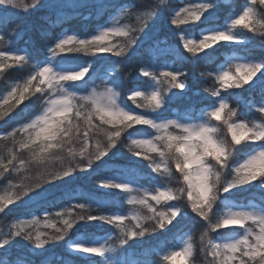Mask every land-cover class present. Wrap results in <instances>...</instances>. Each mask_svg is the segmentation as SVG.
<instances>
[{
	"label": "snow or ice",
	"instance_id": "obj_1",
	"mask_svg": "<svg viewBox=\"0 0 264 264\" xmlns=\"http://www.w3.org/2000/svg\"><path fill=\"white\" fill-rule=\"evenodd\" d=\"M165 2L166 0H159L160 4ZM258 2L264 3V0H258ZM39 3L40 0H33L32 4L25 3L24 0H0V9L4 12H7L9 8L28 10ZM256 3L257 0H252V5ZM252 5L245 7L242 13L231 19L226 27L208 28L199 40L187 39L181 35L183 47L190 53H196L212 48L220 41L241 43L242 40L233 32L236 26L251 29L254 23H258L261 28H264V17L259 20L253 19L258 14ZM214 8L215 4L212 0L191 5L189 8L175 11L171 24H186L189 20L200 21L205 12L209 13L205 21L211 23L213 13L210 10ZM182 13L185 14L183 18H181ZM148 15L158 17L159 13L153 8ZM7 23L3 15H0V27H6ZM142 31L143 26L131 29L112 26L104 27L90 39L65 35L59 38L54 45L49 46L47 51L53 59L58 53L74 52L112 53L117 57H124L129 49L138 44L139 35L133 33ZM6 35L7 33L0 32V42H5ZM116 36L123 38L124 43L119 46L111 44L109 37ZM205 55L210 54L205 53ZM7 59L27 62L26 55L10 56L8 51H0V71L8 66L4 63ZM32 68L33 71L28 78L22 85L13 86L8 97H14L17 103H22L29 98L28 93L33 95L40 93V96L36 97V102L43 100V111L28 122L4 134V139H15L19 134L20 140L8 149L6 156L0 155V177H4L6 172L19 174L21 169L31 163L27 157L16 151V144L20 152H29L35 161L44 166L45 170L37 176H26L17 184H10L5 195H0V213H3L5 207L12 205L15 201H21L22 206L36 204L37 194L40 189H44V185L53 184L58 180L67 181V178L74 177L78 173L87 172L92 169L95 161L107 156L109 151L117 146L129 128L134 125H148L155 129V135L151 139H135L132 133H127L130 150L134 155L140 156L142 151L147 152L148 150L158 153V160L145 157L153 172L167 177H172L176 173L181 174L183 180L187 182L189 189L187 199L191 203V209L208 222L209 230H218L228 226H239L243 230L240 238L219 242L212 239L205 240L206 232L201 237L203 246L200 251L205 257H210L208 264H264V206L244 211L229 209L215 222L208 215L221 193H230L238 186L248 185L255 181H259V186L264 188V105L258 108L261 122L253 121L249 126V122L243 115H238L236 111L229 109L228 100L221 95L220 91L213 90L211 95L217 99L211 101L210 108L203 113V119L199 123L180 118L167 119L162 118L163 111L167 109L169 102L178 97V93L172 90L179 89L182 93L187 86L185 81L179 79L185 74L176 69L163 71L147 67L139 69L140 75L151 78L153 87L149 92L138 88L133 89L128 99L137 104L138 98H142L147 104L139 103L137 107L150 106L152 113H155L152 115L137 113L118 102L121 92L117 89L122 87L123 81L115 77L106 82L105 91L99 94L95 88L91 92L87 91L90 77L88 80H83V85L75 83L81 81L92 71L91 64L71 70L63 65L54 66L46 59L33 65ZM258 72L260 73L259 83L264 90V75H261L264 73V60L238 63L235 65V74L229 68L221 72L216 79L225 88H240L252 81ZM7 103L8 99L5 98L4 104ZM226 109L229 110L228 118H225ZM231 117H236V119L233 120ZM213 120L222 121L226 126L224 138L219 137L221 128L214 125ZM228 134L231 136L230 140L227 138ZM244 140L252 142L245 147L253 150L243 160V163L233 167L228 157L233 151L242 152V149L236 146L241 145ZM76 143L80 145L78 152L73 148ZM49 156L61 162L59 169H47L46 160ZM16 161L19 162V166ZM224 173L232 178L220 183ZM99 187L123 190L129 193L127 204L147 206L148 210L154 213L146 218L155 222L153 231L157 227L163 229L171 225L177 217L183 219L181 214L187 208V205L182 208L179 203L169 204L167 212L157 213L148 203L149 197L157 203L162 199L179 201L184 195L183 188L175 191L171 188H158L154 193L145 191L144 197L138 199L137 196L131 195L139 191L133 187L132 182H118L109 179L101 182ZM52 216L61 223L60 227H56L55 223L47 224L49 217ZM128 218L124 214L117 213L94 215L90 204H73L71 208L55 213L49 212L45 216L46 226L55 229L54 235L37 233L33 236L26 228L21 227L38 223L35 217L32 220H19L17 224H13L7 234L0 236V250H2L0 254H8L11 241L15 238L19 237L29 242L35 252V250L43 249L49 242L63 240L78 224L87 225L96 221L101 222L99 225L101 227L104 224L114 226L119 232L115 240L118 241L119 246H123L130 238L142 236L148 231L142 226L137 230H126L123 222ZM131 218L136 219L139 224L135 214ZM249 222L255 227L250 226ZM111 240L112 238H109L99 244L74 240L68 244V247L75 252L95 254L103 258L97 261V264H115L114 260L108 259L109 254H114L117 247ZM194 251L192 244L187 243L182 249L165 255L163 259L175 264L178 258H183L184 264H187L188 258Z\"/></svg>",
	"mask_w": 264,
	"mask_h": 264
},
{
	"label": "trees",
	"instance_id": "obj_2",
	"mask_svg": "<svg viewBox=\"0 0 264 264\" xmlns=\"http://www.w3.org/2000/svg\"><path fill=\"white\" fill-rule=\"evenodd\" d=\"M201 1L207 2V0H166L164 4H160L159 0H107L101 3H84L79 7H67L47 1L46 3L40 2L29 10L0 12V15L8 21L6 27H0V32L7 33L5 42H0V51L11 50L15 55L27 56V62L5 60L4 63L8 66L0 71V155L6 156L8 149L20 140L19 134L15 139H4V134L42 112L44 107L43 100L36 102V97L40 96V93H35V95L28 93L29 98L22 103H17L12 97L8 99L7 104H4L6 93L13 86L22 85L32 73V66L46 59L54 66L63 65L68 69L91 64L92 71L83 79L91 78L87 86L88 92L99 84L105 85L114 77L122 80V87L118 91L121 92L119 100L123 103L128 101L125 91L130 88L139 87L142 91H151L153 82L150 77H143L139 74L141 67L160 71L176 69L185 74L179 79L186 82L187 89H184L182 93L179 89L172 90L178 93V97L169 102L167 109L163 111V116L203 117V113L210 108L211 101L217 99L211 95L212 91L218 90L228 100L230 110L243 115L249 121L261 120L258 108L264 102V90L259 83L260 77L240 88L231 89L225 88L216 77L224 63L227 62L233 67L234 56L264 60V28L252 30L237 26L235 31L242 36L243 44L220 41L212 48L196 53L188 52L180 39L181 35L184 37L199 36L200 31L207 25L227 26L231 18L240 14L245 7L252 5V0H212L215 8L210 10L213 13L211 23L200 19V21H191L186 24H171L175 7ZM28 2L32 4L33 0H28ZM252 6L258 14L255 16L256 20L264 17V3H259L257 0V3ZM153 8L159 13L158 17L148 15ZM140 15L145 17L144 25L136 23ZM116 21L130 29L143 26L142 32L133 33L139 35L138 44L129 49L124 57H117L112 53L89 54L85 52L58 53L54 59L49 56L48 47L54 45L59 38L65 35L88 38L98 33L103 26ZM114 42H117L115 45L119 46L124 43V39L117 37ZM205 53L210 55H205ZM83 80L75 83L83 85ZM228 112L229 110L226 109L225 118H228ZM231 119L235 120L236 117H231ZM212 123L221 128L218 135L221 139L224 138L226 126L222 121L213 120ZM128 132L133 136L149 135L153 129L148 125H134L127 130L117 146L111 149L107 156L95 161L92 169L67 178V181L58 180L53 184L44 185V189H40L37 195H45L38 197L36 204L22 206L21 201H15L12 205L6 206L4 212L0 213V236L7 234L9 229H12L13 220L22 216L40 219L39 223L24 227L33 236L37 233L54 235L55 229L46 226L42 220L49 212L55 213L78 203L90 204L94 215H110L119 211L129 217L123 222L126 230H137L142 226L148 231L142 236L130 238L127 244L119 246L118 241L115 240L119 232L114 226L104 224L101 227L99 221L87 225L78 224L63 240L49 242L39 253L30 252L28 249L30 243H25L22 238L18 237L11 241L14 243L9 247L7 255L0 254V264H97V261L103 258L96 255L84 257L74 254L69 250L67 243L78 236L91 241L102 235H105L107 240L112 238V243L117 245L116 252L112 255L118 262L172 264L171 261H165L163 257L178 247L181 239L188 238L195 251L187 264H208L210 257H205L200 251L203 246L201 237L207 232L205 240L210 239L211 230H209L208 222L192 211L191 203L187 199V182L179 173L167 177L153 172L145 157L157 160L159 159L158 153L142 151L140 156L134 155L127 139ZM227 138L231 139L230 134ZM249 143L252 142L242 141L241 145L236 146L242 149V152L233 151L228 157L233 167H236L237 162L252 150L245 147ZM73 148L78 152L79 143L74 144ZM16 151L27 157L31 163L21 169L19 174L6 172L4 177H0V192H7L10 184H17L26 176L34 177L45 170L44 166L35 161L29 152H20L18 144H16ZM16 163L19 166V162L16 161ZM46 164L48 170H57L61 167V162L51 156L47 158ZM123 177L130 179L133 187L139 190H156L159 186H166L173 191L183 188L184 195L179 201L162 199L157 203L153 200L152 205L157 213L167 212L169 204L179 203L182 208L187 205L186 210L181 214L183 219L177 217L171 225L163 229L157 227L153 231L155 222L146 218L154 213L150 212L147 206L144 208L138 204H127L128 193L123 190L105 191L99 187V183L103 180ZM256 189L252 186L248 187L242 196L244 199L248 196L253 197L261 206H264V190L256 191ZM213 210L222 216L224 204L220 200L217 201ZM133 214L139 220V224L136 219L131 218ZM52 223H55L56 227L61 226L54 216L49 217L47 221V224ZM221 233L223 229H218L214 231L215 236L213 237Z\"/></svg>",
	"mask_w": 264,
	"mask_h": 264
},
{
	"label": "rangeland",
	"instance_id": "obj_3",
	"mask_svg": "<svg viewBox=\"0 0 264 264\" xmlns=\"http://www.w3.org/2000/svg\"><path fill=\"white\" fill-rule=\"evenodd\" d=\"M47 1H51V2H55V3H58V4H61L62 6H67V7H79V6H81L82 4H84V3H101V2H104V1H107V0H40V2L41 3H46ZM24 2L25 3H29L28 2V0H24ZM199 3H203V2H198V3H194V4H199ZM30 4V3H29ZM194 4H187V5H183V6H179V7H176L175 9H173V14L175 13V11H180L181 9H184V8H189L191 5H194ZM20 10H25V9H23V8H9V10L7 11V12H11V11H20ZM29 10V9H28ZM192 11H195L194 9H192ZM0 12H4L3 11V9H0ZM7 12H5V13H7ZM205 13H207V12H205ZM205 13H203V15L205 14ZM241 14V13H240ZM184 13H182V17L181 18H183L184 17ZM202 15V16H203ZM201 16V17H202ZM238 16V15H237ZM236 17V16H235ZM235 17H233V18H235ZM232 18V19H233ZM254 20H256V18H255V16H254V18H253ZM145 21V17H144V15H140L139 17H138V20L136 21V23H138L139 25H144L143 24V22ZM189 21H193V20H189ZM231 21V20H230ZM230 21H229V23H230ZM112 26H121V27H125L123 24H121V23H119V22H114V23H111V24H108V25H105V26H103L102 28H101V30L104 28V27H112ZM211 26H207V27H205L203 30H201V32H200V34H199V36H197V37H195V36H189V37H185V38H187V39H192V40H199L200 38H201V36H202V34H204L205 32H206V30L208 29V28H210ZM223 27H226V26H220V27H217V28H223ZM237 27V26H236ZM126 28V27H125ZM153 28V27H152ZM152 28H151V30H152ZM252 30H261V27L259 26V24L258 23H254L253 25H252V28H251ZM100 30V31H101ZM99 31V32H100ZM98 32V33H99ZM233 32H235V34L242 40V42L241 43H243L244 42V40H243V38L241 37V35H239L236 31H235V28L233 29ZM98 33H96V34H98ZM96 34H94V35H96ZM93 35H91L90 37H88V39H90L91 37H92ZM117 37L118 36H116V37H109V42L111 43V44H116L117 42H114L116 39H117ZM227 43H235V42H227ZM9 52V54H10V56H13V55H15L11 50H9L8 51ZM234 58V65H233V67H231V65L229 64V63H226V64H224L221 68H220V73L221 72H223V71H226V70H228L229 68H231V70H232V72H233V74H235V65L236 64H238V63H248V62H260V61H262V59L261 58H257V59H254V60H250V59H247V58H243V57H239V56H235V57H233ZM80 68V67H79ZM76 69H78V68H74V69H71V70H76ZM219 73V74H220ZM263 74V73H262ZM258 77H260V73L258 72L257 73V75L255 76V77H253V79H255V78H258ZM252 79V80H253ZM95 89H96V91H97V93L99 94V93H103L104 91H105V85H100L99 84V86H96V87H94ZM138 87H136V88H132V89H129V90H126V92H125V97H126V99H128V96L131 94V90H133V89H137ZM138 89H140V88H138ZM118 90V89H117ZM141 90V89H140ZM9 91H11V89L9 90ZM9 91L6 93V96H5V98H7V99H10V97H8V93H9ZM12 98V97H11ZM141 100H139V98H138V100H137V104H139V103H143V104H147V102L146 101H143V99L142 98H140ZM118 102L119 103H121V105L122 106H125L126 108H131L133 111H135V112H137V113H149V114H152V115H155V113H152V109H151V107L150 106H148V107H137V104H134L130 99H128V101H127V103L125 104V103H122L120 100H118ZM262 105H264V102L261 104V106ZM40 114V113H39ZM35 117V116H34ZM33 117V118H34ZM33 118H31V119H33ZM162 118H167V119H175V118H180V117H178V116H170V117H164V116H162ZM180 119H184V120H188V121H190V122H193V123H199L202 119H203V117H199V118H192V117H183V118H180ZM246 119V118H245ZM247 120V119H246ZM29 121V120H28ZM27 121V122H28ZM248 122H249V126H251V122H256V123H260L261 122V120H258V119H255V120H253V121H249V120H247ZM238 122V121H237ZM175 131H177V132H179V130H175ZM153 135H155V129H153V132L151 133V134H149V135H142V134H137V135H134L133 136V138H135V139H151L152 138V136ZM253 150V149H252ZM251 150V151H252ZM148 151H150V150H148ZM250 151V152H251ZM250 152H248L241 160H239L238 162H237V164H236V166H238L239 164H241V163H243V160L244 159H246L247 158V155L250 153ZM158 160V159H157ZM83 173V172H82ZM232 177L231 176H229V175H227L226 173H224L222 176H221V179H220V183H224L226 180H230ZM107 180H109V179H107ZM112 180V179H111ZM103 181H105V180H103ZM103 181H101V182H103ZM115 181H128L129 182V180H127V179H124V178H121V179H117V180H115ZM101 182L99 183V185L101 184ZM249 186H252L253 188H257V189H261V190H264V188H261L260 186H259V181H255V182H252L251 184H248V185H241V186H238L236 189H233V190H231V192L230 193H221V195H220V198L218 199V200H221L222 201V203L224 204V214L229 210V209H231L232 211H244V210H252V209H254V208H256V209H258V208H260L261 206L254 200V199H252V198H245V199H243V198H238V197H236V195H241V193H243V192H245L246 190H247V187H249ZM159 188H167L166 186H160ZM102 189H105V190H114V189H106V188H102ZM145 191H147V192H149V193H154L155 192V190H139V191H136V192H133V193H131V195H135V196H137V198L138 199H140V198H143L144 197V192ZM188 191H189V189H188ZM5 193H6V191H3V192H0V195H5ZM43 195H45V194H39V195H37V198L38 197H41V196H43ZM128 196H129V194H128ZM217 200V201H218ZM148 203L149 204H151V205H153V200H151L150 199V197H149V200H148ZM139 206H143L144 208H146V206L145 205H140V204H138ZM216 205V203L213 205V207H212V210H211V212H209L208 213V215H209V217L211 218V220L213 221V222H215L218 218H220L221 216H219V214H216L215 212H214V210H213V208H214V206ZM117 214H123V213H121V212H116ZM223 214V215H224ZM125 215V214H124ZM222 215V216H223ZM19 220H32V218H27V217H20L19 219H15L14 221H13V224H17L18 223V221ZM38 220V223L40 222V219H37ZM42 222L43 223H46V221H45V219L44 220H42ZM249 225L250 226H252V227H255V225H252L251 224V222H249ZM26 226H28V225H22L21 227H26ZM247 226V225H246ZM221 229H223V233H221V234H219L218 236H216V237H213V236H215L214 235V231H217V230H211V238L210 239H212L213 241H216V242H219V241H222V240H224V241H228V240H235V239H238V238H240V236H241V234H242V229H240L239 228V226H228V227H226V228H221ZM15 230V229H14ZM74 240H84L83 238H81L80 236L79 237H76V238H73V239H71L70 241H68V244L71 242V241H74ZM107 240V238H106V236H99V237H97V238H95V239H93V240H91V241H86V240H84L85 242H87V243H90V244H99V243H103V242H105ZM25 243L27 242V241H24ZM112 242V241H111ZM14 243V242H13ZM12 242H11V244H13ZM187 243H190V241H188V238H184V239H181V241H180V245L177 247V248H175V249H173V251L175 250V251H178V250H180V249H182L183 247H185V245L187 244ZM67 244V245H68ZM17 245H19V244H17ZM28 249L31 251V252H33V253H39V252H41L43 249H39V250H35V252L33 251V249H32V246L29 244V247H28ZM72 253H74V254H78V255H82V256H84V257H87V256H92V255H95V254H85V253H79V252H75V251H72V250H70ZM108 259H110V260H114L115 261V264H137V263H135V262H118L114 257H113V255L112 254H109V257H108ZM190 259V257L188 258V260ZM175 263H178V264H184V260H183V258H178L177 259V261L175 262ZM187 263H188V261H187Z\"/></svg>",
	"mask_w": 264,
	"mask_h": 264
}]
</instances>
